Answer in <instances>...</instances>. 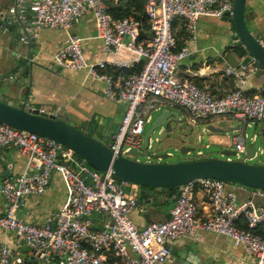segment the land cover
I'll return each mask as SVG.
<instances>
[{
  "label": "built area",
  "instance_id": "obj_1",
  "mask_svg": "<svg viewBox=\"0 0 264 264\" xmlns=\"http://www.w3.org/2000/svg\"><path fill=\"white\" fill-rule=\"evenodd\" d=\"M118 1L34 0L30 7L34 31L50 28L68 32L86 13L92 14L105 58L88 64L82 39L68 36L54 59L60 68L87 70L90 77L105 82L107 100L125 105L118 130L111 137L109 150L114 158L127 157L131 150L139 151L144 127L152 123V114L166 105L183 110L192 124L220 117L240 120L246 128L264 123V88L256 95H246L247 78L259 70L254 58L246 65L225 68L224 74L232 78L234 90L220 98L193 82L180 80L176 74L189 50L177 48L174 22L180 20L188 39L194 40L201 17H232L233 0H145L143 11L150 32L146 40H140L143 26L135 16L113 18L110 4ZM257 43L264 51V36ZM139 63L141 71L127 74L119 83L108 73L109 69L130 70ZM23 108L59 116L56 111L36 108L29 102ZM256 137L251 138V143ZM246 139L247 135L240 133L231 140L235 153L231 157L241 163L251 161L246 157ZM152 142L150 138L148 149ZM10 145L25 157L26 165L20 175L6 178L1 184L6 213L0 215V230L14 233L30 249L50 252L58 264H166L173 242L197 241L200 232L225 236L233 245L241 246L250 260L264 264V238L254 231L264 224L262 190L218 179H194L178 187L168 220L151 222L140 229L130 219L138 201L125 193L129 183L117 180L113 170L98 172L59 143L0 123V148ZM202 155L201 151L196 152V156ZM260 156H264V149L258 147L252 160ZM155 159L156 163L162 161L160 157ZM145 163L155 162L148 155ZM53 173L59 174L66 185L65 203L42 227L24 223L16 211L25 198L44 194ZM237 186L248 191L250 198L240 202ZM197 194L206 199V216L202 218L194 201ZM93 215L107 218L104 229L90 227ZM239 220L246 223V228L238 225ZM12 261L11 250L0 244V264Z\"/></svg>",
  "mask_w": 264,
  "mask_h": 264
},
{
  "label": "crops",
  "instance_id": "obj_2",
  "mask_svg": "<svg viewBox=\"0 0 264 264\" xmlns=\"http://www.w3.org/2000/svg\"><path fill=\"white\" fill-rule=\"evenodd\" d=\"M144 2L145 0H143V6ZM126 4L127 1L120 0L111 3L110 7L111 10H114L115 15H119L121 10L126 8ZM10 9L9 0H0V11ZM131 14L136 18L133 7H131L128 15ZM31 18L33 21L34 14L32 12L26 14L25 9H22L21 20L26 21ZM244 22L250 32L255 33L259 38L264 36V0L246 1ZM172 30L177 48L187 47L189 50V56L178 64L176 74L180 80L193 82L198 87L210 92L215 98H220L234 90V82L232 78L224 74V70L227 67L237 68L243 65L242 61L247 53L233 43V25L228 19L201 17L198 21L194 40L188 39L180 20L174 22ZM34 33L35 63L32 65L30 76L26 79V85L21 90L19 101H14L13 105L21 104L24 107L25 103L29 102L36 108L56 111L60 117L66 119L69 125L83 132H86L89 126L97 122L101 129L103 127V131H108V128L114 124L119 125L125 112V105L106 99L105 82L90 77L85 69L60 68L54 59L57 52L66 43L68 36H78L82 39L83 56L88 64H96L105 58L103 44L97 37L96 22L92 14L86 13L71 26L68 32L41 28ZM20 43L22 45V42ZM13 49L11 34L8 31L0 30V74L6 69L5 58ZM15 50L18 51L19 48L16 46ZM259 71L260 68L256 74L249 76L246 80V95L248 96L256 95L261 88H264V76L259 75ZM113 76L115 82L119 83L126 75H116L113 70ZM10 95L16 97L17 94L12 92ZM162 109L171 113L176 112L182 121L184 120L189 124V133L194 132L196 135L199 134V137H206L209 126L220 130L235 128L239 124L244 126L240 120L230 117L200 122L195 125L189 122L186 113L178 107L166 105ZM161 110L155 113L160 114ZM179 125L181 124L177 126ZM263 126L264 123L252 125L251 127L256 132L254 135L261 136ZM240 133L242 132L231 134V138L228 136L222 138V135L215 134L213 140L217 145H221V155L223 152L233 149L232 137ZM227 146L229 148H225ZM204 147L205 149L210 148L209 143H206ZM248 148L250 146L246 147V149ZM191 150L195 149L191 148ZM25 165V157L15 146L0 148V186L8 175L12 178L20 175ZM124 191L138 201V207L132 211L130 219L137 228L141 229L151 222L168 220L169 211L174 206L178 189L174 195H171L167 190L150 189L147 197L149 202L140 198V191L132 184L125 186ZM236 193L240 202L250 198V193L245 190L242 191L238 186ZM66 197V185L62 177L53 173L44 194L25 198L23 204L16 211V216L24 223L42 227L49 218L60 210L66 201ZM194 201L198 207L199 217L206 216L207 204L204 196L197 194ZM255 204L260 206L258 201H255ZM5 213L6 204L0 194V215ZM89 223L94 230L104 229L107 225V218L104 215H93L89 219ZM238 225L246 228V223L243 220H239ZM254 231L264 238V224L259 225ZM0 244L11 250L13 254L11 264H15L18 248L23 245L22 242L14 233L0 230ZM169 249V258H172L173 253L176 252L174 258L178 260L180 256L185 257L187 251V264H258L248 258L241 246L233 245L229 238L209 232H200L197 241H175L169 246ZM128 254L130 257L133 256L129 250ZM109 259L111 258L109 257ZM46 264L51 263L46 262ZM166 264H172L170 259Z\"/></svg>",
  "mask_w": 264,
  "mask_h": 264
},
{
  "label": "water",
  "instance_id": "obj_3",
  "mask_svg": "<svg viewBox=\"0 0 264 264\" xmlns=\"http://www.w3.org/2000/svg\"><path fill=\"white\" fill-rule=\"evenodd\" d=\"M246 1L233 0L232 17L229 19L225 17L224 19H228L233 25V43L247 53L242 64L246 65L251 58H254L260 68L259 75L264 76V51L257 43L259 36L250 32L244 22ZM31 3L32 0H9L11 9L0 11V30L8 31L11 34L14 48L5 58L6 69L0 74V123L57 142L77 155L82 163L98 172L113 170L117 180L136 186L140 191V198L147 202H149L147 197L150 189L158 191H166L168 188L178 189L180 185L203 178L218 179L247 189L264 191V156H260L263 158L260 165L228 160L229 157L234 156L233 150L223 152L222 155L226 159L190 160L174 164L136 161L135 158L142 156V153L136 150H131L127 157L114 158L109 147L111 137L118 130L117 124L109 127L108 131H103V127L101 129L97 122L89 126L86 132H83L69 125L63 117H54L37 111L30 112L21 104L13 105L14 101H19L21 90L26 85V79L30 76L32 65L35 63L36 45L34 43L35 31L31 25L32 18L26 21L21 20L22 9H25L26 14H29ZM16 46L19 48L18 51L15 50ZM12 92L17 94L16 97L10 95ZM178 124H182V120L176 112L171 113L162 109L152 121L150 129L144 134L142 147L148 150L150 138L154 144L161 141L158 138H156L157 140L154 139L152 137L154 134L166 136L167 139L170 138L173 131H176ZM178 129L181 130V127ZM245 129L246 126L241 127L240 124L235 128L225 130L209 126L207 133L230 137L231 134L238 132L245 133ZM192 134L194 139L196 133L191 132L190 136ZM261 137L264 138V129L261 130ZM199 138L203 140L206 137L200 136ZM257 148L251 146L247 149L246 157L248 160L253 159ZM189 152L190 149L181 150V154H188ZM168 156V154L156 155L161 160ZM7 178H10V175ZM186 254H188L187 251ZM186 254L185 257L180 256L178 260L174 258L176 255L174 252L172 258L169 259L172 264H187ZM46 262L58 264L57 258L50 252H37L24 245L18 248L15 264H46Z\"/></svg>",
  "mask_w": 264,
  "mask_h": 264
},
{
  "label": "rangeland",
  "instance_id": "obj_4",
  "mask_svg": "<svg viewBox=\"0 0 264 264\" xmlns=\"http://www.w3.org/2000/svg\"><path fill=\"white\" fill-rule=\"evenodd\" d=\"M153 120L159 115V113H153ZM226 117H220L218 119H223ZM185 126H184V125ZM192 124V123H191ZM188 123L182 121V124L177 126L176 131H173L170 138H166V136H158L156 134L152 135L154 139L158 138L161 141L158 143H153L152 149L145 150L143 147L139 148V152L142 153V156L138 157L137 159L141 162H147V156H150L151 162H158L157 159H155V156L158 155H166L169 156L167 158L162 159L161 163H167V164H174L182 161H190V160H201V159H209V158H215V159H226L225 156L221 155L220 147L221 145H217L213 137L216 135L213 133H207L206 132V138L203 140L199 139V134L196 135V137L193 139V134L190 136L189 130H188ZM150 125H146L144 127V133L147 132V130L150 129ZM181 127V130L178 128ZM186 127V129H185ZM242 127V126H241ZM176 133V134H174ZM245 133L247 135L246 144L247 146L251 147H261L264 149V138L261 136H258L256 138V141L251 144V138L256 133L254 131V128H246ZM144 135V134H143ZM143 137V136H142ZM222 138H225L224 135H222ZM210 145V148L205 149V144ZM213 143V144H212ZM186 145V146H185ZM190 149V152L188 154H181L182 149ZM191 148H194L195 150H191ZM225 148H229L228 146ZM198 150H202L203 156H196V152ZM233 161H236L234 157H231ZM263 158L260 157L259 159L251 160L247 162L248 164H262Z\"/></svg>",
  "mask_w": 264,
  "mask_h": 264
},
{
  "label": "trees",
  "instance_id": "obj_5",
  "mask_svg": "<svg viewBox=\"0 0 264 264\" xmlns=\"http://www.w3.org/2000/svg\"><path fill=\"white\" fill-rule=\"evenodd\" d=\"M125 1H127L126 8L124 10H121L119 15H115L114 10H111V7H110L111 15L116 19H121L125 15H128L130 13L131 7H133L135 10L136 18L142 23V26H143V32L140 35V40H146L149 37L150 32H149V26L147 25V22H146L145 15L143 13V0H125ZM141 69H142V63H139L133 69H130V70H127V69H123V70L109 69L108 73L113 75V70H114V73L116 75L122 74L123 76H125L129 73H138L141 71ZM263 128H264V126H263ZM74 156L80 160V158L77 155L74 154ZM167 191L170 192L171 195H174L176 193L175 188H168Z\"/></svg>",
  "mask_w": 264,
  "mask_h": 264
},
{
  "label": "bare ground",
  "instance_id": "obj_6",
  "mask_svg": "<svg viewBox=\"0 0 264 264\" xmlns=\"http://www.w3.org/2000/svg\"><path fill=\"white\" fill-rule=\"evenodd\" d=\"M186 115V114H185ZM196 125V124H195ZM186 146V145H185ZM258 234V233H257Z\"/></svg>",
  "mask_w": 264,
  "mask_h": 264
}]
</instances>
